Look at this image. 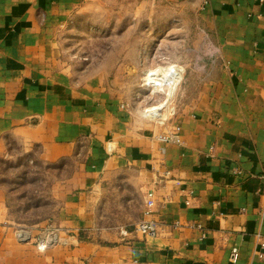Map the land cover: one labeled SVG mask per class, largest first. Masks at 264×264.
<instances>
[{"label": "crops", "instance_id": "crops-1", "mask_svg": "<svg viewBox=\"0 0 264 264\" xmlns=\"http://www.w3.org/2000/svg\"><path fill=\"white\" fill-rule=\"evenodd\" d=\"M148 1L136 7H149L147 22L194 13L215 49L196 69L176 65L183 75L167 125L147 113L137 85L133 97L118 95L104 73H80L62 55L63 31L97 0H0V159L16 145L70 167L52 185L51 221L64 236L44 252L17 235L48 220L19 221L29 208L15 214L0 183V264H231L233 247L235 264H264L252 256L255 235L264 240V0ZM169 127L180 144L152 139ZM107 178L121 220L101 227ZM150 188L169 200L146 216ZM147 220L178 227L156 238L129 229Z\"/></svg>", "mask_w": 264, "mask_h": 264}, {"label": "rangeland", "instance_id": "rangeland-1", "mask_svg": "<svg viewBox=\"0 0 264 264\" xmlns=\"http://www.w3.org/2000/svg\"><path fill=\"white\" fill-rule=\"evenodd\" d=\"M140 1L97 0L93 7L80 14L78 20L70 23L60 42L62 55L80 73H104L116 94L129 98L134 96L133 86L135 88L138 84L146 65H181L188 70L196 69L197 59L203 58V52L208 50L202 45L205 34L194 13L171 22L163 14L151 24L144 19L148 6L143 13H136ZM156 2L149 0L147 4L153 9ZM10 152V156L0 159V183L9 190L15 214L29 208L26 215L17 219L32 222L46 218V223L52 222L58 208L52 197V185L68 175L69 164L63 168L44 164L35 156L21 155V149L16 145L10 146ZM126 178L124 174L120 179ZM108 179L99 184L101 195L96 204L101 227L121 220L119 199L115 195L117 186H109ZM18 198L23 200L18 203L15 200ZM62 235L63 232L60 233ZM18 236V240H22Z\"/></svg>", "mask_w": 264, "mask_h": 264}, {"label": "built area", "instance_id": "built-area-1", "mask_svg": "<svg viewBox=\"0 0 264 264\" xmlns=\"http://www.w3.org/2000/svg\"><path fill=\"white\" fill-rule=\"evenodd\" d=\"M155 0H152V3ZM205 45L208 50L206 53H214L215 49L212 47L205 38ZM138 95V93H137ZM140 102L147 104L150 98H138ZM178 128L176 127H169V130L165 132H155L152 136L153 140L161 141L165 144H180L178 138ZM169 197L166 196L164 198H160L154 188H150L145 192V199H144V215L149 216L155 209H164L166 204L168 203ZM187 203V202H186ZM169 227L177 228V224H166L162 222H157L155 220H147L141 221L136 223L132 226L131 229L135 234L140 235L144 238H156L159 236L164 235L167 232ZM62 231V228L55 224L54 222L45 223L44 226L40 227L37 230V234L31 236L30 232L26 229L22 230L18 235V237L22 240H31L34 247L38 252H44L48 248L53 245H56L61 242L59 233ZM128 229L121 228L119 233L122 237L126 236ZM255 242L256 247L255 250L252 252V256L257 260H264V240L260 234L255 235ZM238 250L237 248L233 247L229 251L228 261L231 264H235L238 260Z\"/></svg>", "mask_w": 264, "mask_h": 264}, {"label": "bare ground", "instance_id": "bare-ground-1", "mask_svg": "<svg viewBox=\"0 0 264 264\" xmlns=\"http://www.w3.org/2000/svg\"><path fill=\"white\" fill-rule=\"evenodd\" d=\"M183 75L180 67L176 65L158 66L148 64L144 67L137 84L138 98H150L147 112L158 114L168 124V115L171 114V98L175 93L177 84Z\"/></svg>", "mask_w": 264, "mask_h": 264}]
</instances>
